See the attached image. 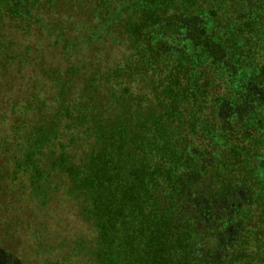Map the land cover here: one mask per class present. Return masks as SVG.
Returning a JSON list of instances; mask_svg holds the SVG:
<instances>
[{"label":"trees","instance_id":"16d2710c","mask_svg":"<svg viewBox=\"0 0 264 264\" xmlns=\"http://www.w3.org/2000/svg\"><path fill=\"white\" fill-rule=\"evenodd\" d=\"M0 264H264V0H0Z\"/></svg>","mask_w":264,"mask_h":264},{"label":"rangeland","instance_id":"374dc122","mask_svg":"<svg viewBox=\"0 0 264 264\" xmlns=\"http://www.w3.org/2000/svg\"><path fill=\"white\" fill-rule=\"evenodd\" d=\"M61 17L63 19H66L67 17H70L72 20L79 22L81 20V18H79V13H77V11H73V12H68V13H62ZM78 35H80V33H77ZM73 36L75 34H72ZM101 48L103 49V54L101 56H103L101 59L104 61H110L112 63H119V58L121 57V53L123 52L122 47H117L115 46V48H113L114 46L110 43L104 44V45H100ZM102 53V52H101ZM55 54H57V52L54 49H48L46 51V57L51 60V58L54 59ZM79 54H90V51L87 48H82V52L81 50H79ZM64 60V59H63ZM119 60V61H118ZM60 63H63V65H65L64 61L60 60Z\"/></svg>","mask_w":264,"mask_h":264}]
</instances>
